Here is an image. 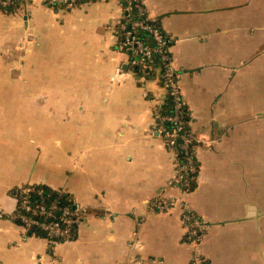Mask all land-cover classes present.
<instances>
[{
	"label": "crops",
	"instance_id": "crops-1",
	"mask_svg": "<svg viewBox=\"0 0 264 264\" xmlns=\"http://www.w3.org/2000/svg\"><path fill=\"white\" fill-rule=\"evenodd\" d=\"M144 3L173 39L198 139L193 188L165 190L175 163L155 105L166 90L130 72L117 0L0 7V264H190L197 252L209 264H264V0ZM26 185L78 206L74 239L10 218ZM166 194L206 221L200 243L180 210L150 208Z\"/></svg>",
	"mask_w": 264,
	"mask_h": 264
},
{
	"label": "built area",
	"instance_id": "built-area-1",
	"mask_svg": "<svg viewBox=\"0 0 264 264\" xmlns=\"http://www.w3.org/2000/svg\"><path fill=\"white\" fill-rule=\"evenodd\" d=\"M33 0H0V7L9 9L17 5H30ZM95 0H43L45 5L73 8L82 2ZM123 9L116 34L119 49L129 56V69L136 81L144 86L147 80L158 76L166 90L162 101L155 105L158 121L157 131L172 152L175 169L165 187L166 192L177 188L188 192L193 188L199 172L195 153L198 139L189 123V112L181 91L179 72L174 64L173 39L161 24L148 12L144 0H117ZM145 33L143 37L141 33ZM122 71V69H121ZM170 100L172 112L162 111ZM154 211L168 212L180 210L187 238L198 244L202 240L206 221L191 207L182 195H163L150 204ZM0 216L2 213L0 212ZM10 218L22 224L28 231L42 233L51 240L74 239L83 212L71 200L59 192L43 185H26L19 191L17 204ZM136 245L137 242H134ZM133 264H142L135 259ZM190 264H209L197 252Z\"/></svg>",
	"mask_w": 264,
	"mask_h": 264
},
{
	"label": "trees",
	"instance_id": "trees-1",
	"mask_svg": "<svg viewBox=\"0 0 264 264\" xmlns=\"http://www.w3.org/2000/svg\"><path fill=\"white\" fill-rule=\"evenodd\" d=\"M14 7H11L10 9H13ZM141 35L144 37L145 36V33H141ZM162 111L164 112H167V113H170L172 112V103L170 100H168L162 107Z\"/></svg>",
	"mask_w": 264,
	"mask_h": 264
}]
</instances>
